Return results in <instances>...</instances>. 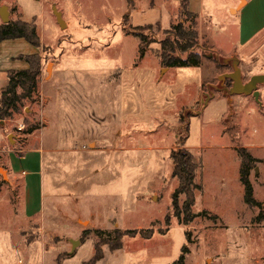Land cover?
<instances>
[{
    "label": "rangeland",
    "instance_id": "374dc122",
    "mask_svg": "<svg viewBox=\"0 0 264 264\" xmlns=\"http://www.w3.org/2000/svg\"><path fill=\"white\" fill-rule=\"evenodd\" d=\"M18 1L26 16H36L39 76L19 114L0 121V264H89L94 245L114 238L115 230L151 234L124 236L115 251L102 246L94 264H173L182 247L183 264H264V83L255 101L230 95L223 77L235 66L246 82L249 69L264 74V65L227 59L236 28L217 24L229 18L231 0L211 4V29L193 20L201 65L169 70L159 48L171 39L170 28L131 27L152 14L143 21L130 14L128 26L124 0ZM10 6L14 21L18 8ZM178 15L174 25L183 21ZM132 33L142 39L144 57ZM42 133V210L25 219L2 184L1 153L30 150ZM179 149L200 165L195 218L186 226L171 204L177 181L170 153ZM241 149L251 157L248 180L257 206L243 201Z\"/></svg>",
    "mask_w": 264,
    "mask_h": 264
},
{
    "label": "crops",
    "instance_id": "0c3cea01",
    "mask_svg": "<svg viewBox=\"0 0 264 264\" xmlns=\"http://www.w3.org/2000/svg\"><path fill=\"white\" fill-rule=\"evenodd\" d=\"M215 1L216 0H129V2H127L124 0L128 14H123V20L127 18V24L131 26V16H135L143 21L144 17L148 14H152L150 20L142 22V25L131 27L140 28L144 26H155L160 30H168L174 26L173 20L176 18L175 13L178 15L180 7L183 5L189 14L195 16L199 21L207 23L208 28L211 29V27L215 25H212L211 21V4ZM234 1L231 0V2L226 5L229 18L223 20L222 24H217L220 29L223 28L226 30L230 26L236 28V40L232 45V49L227 52L226 57L228 60L236 59L237 62H243L248 66L254 62H261L264 65V0H244V5L242 0H238L235 4ZM12 3L18 8L19 16L15 20L30 23L33 19H36V16H26L23 13L18 0H1L0 7L4 6L7 8L9 19L11 17L10 5ZM240 5L243 6L239 8ZM232 10H234L233 14L231 13ZM36 27L37 34H39L38 26L36 25ZM27 44L28 43L23 39L7 40L0 43V92L7 85L8 72L28 69L27 63L21 59L19 60L18 57L30 56L38 52L36 48L33 50L27 48L26 50L25 46ZM16 49H23L25 53L29 54H22L19 52L20 50ZM218 49L216 48V50ZM145 54L146 53L143 52L142 57H144ZM167 70H169V68H167ZM248 74L250 77L254 75H264L259 73L254 74L251 69L248 70ZM0 141H2V134H0ZM32 141L31 145L33 146L30 150L23 151L14 149V152L7 151L1 153L2 158L7 163L4 169L6 180L3 181L2 179V184L10 189L12 199L13 197L15 199V212L18 210V212H23L25 219L37 218L42 210L43 199L41 187V166L44 160L43 156L45 155V139L43 133L39 141L35 142V139H32ZM22 152L24 153L22 154ZM12 155H16V157ZM2 198L3 192L0 191V200ZM1 207L2 205L0 204V208ZM1 213L0 210V214ZM5 214L6 213H4V215ZM13 218H15L14 215ZM5 219L6 218H4V220ZM11 220L12 219H7V221ZM4 235H7L6 232Z\"/></svg>",
    "mask_w": 264,
    "mask_h": 264
},
{
    "label": "trees",
    "instance_id": "16d2710c",
    "mask_svg": "<svg viewBox=\"0 0 264 264\" xmlns=\"http://www.w3.org/2000/svg\"><path fill=\"white\" fill-rule=\"evenodd\" d=\"M129 2V0H126ZM180 17L183 21L179 22L170 28L171 39H163L160 41V60L166 68H184V67H199L201 65L202 56L199 53H194L193 48L197 46V34L193 28V20L195 16L188 13L187 9L181 5ZM188 26H184L185 23ZM133 37L140 38L137 33H132ZM23 39L32 47L38 48L40 39L36 33L34 22L25 23L19 20L9 21L6 24H0V43L7 40ZM138 54L142 57L144 47L142 39H139ZM25 62L28 69L23 71H10L7 73V85L0 92V121L11 119L13 115L19 114V109L22 107L25 100H30L36 92V84L39 76V58L35 55L25 57ZM227 88H230L231 81L227 80ZM242 165L239 171L240 184L243 187V201L248 206H257L252 197V187L248 180V168L251 157L248 153L241 149L238 151ZM172 162V176L177 181V186L171 196V204L173 208V216L182 225L186 226L193 221L195 215L192 213L195 193L200 191V185L195 183L197 171L200 165L195 162L192 154L184 149L172 151L170 153ZM183 196L181 205L178 203V197ZM264 220V218H263ZM143 236L141 231L136 230L121 232L114 231V238L100 239L94 245V256L89 264H94L101 259V247L106 245L110 251H115L121 247V239L124 236H134L140 234L143 237H150V232ZM96 234H101L96 231ZM181 255L173 264H183L186 247H182Z\"/></svg>",
    "mask_w": 264,
    "mask_h": 264
},
{
    "label": "water",
    "instance_id": "95a60500",
    "mask_svg": "<svg viewBox=\"0 0 264 264\" xmlns=\"http://www.w3.org/2000/svg\"><path fill=\"white\" fill-rule=\"evenodd\" d=\"M7 8L4 6L0 7V21L1 24L9 22ZM55 17L60 28H64L65 24L61 19V14L55 12ZM224 79H230L232 85L228 90L230 95H251L255 101H257L259 92L257 86L264 83V75H254L249 78L245 83L240 78V71L237 67H233L231 73L224 75ZM1 171V170H0ZM2 172V171H1Z\"/></svg>",
    "mask_w": 264,
    "mask_h": 264
},
{
    "label": "built area",
    "instance_id": "2783aa9c",
    "mask_svg": "<svg viewBox=\"0 0 264 264\" xmlns=\"http://www.w3.org/2000/svg\"><path fill=\"white\" fill-rule=\"evenodd\" d=\"M18 132H21L23 130V127L20 125L19 127H17Z\"/></svg>",
    "mask_w": 264,
    "mask_h": 264
},
{
    "label": "bare ground",
    "instance_id": "6f19581e",
    "mask_svg": "<svg viewBox=\"0 0 264 264\" xmlns=\"http://www.w3.org/2000/svg\"><path fill=\"white\" fill-rule=\"evenodd\" d=\"M243 3V2H242Z\"/></svg>",
    "mask_w": 264,
    "mask_h": 264
}]
</instances>
